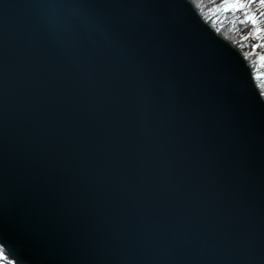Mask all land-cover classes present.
<instances>
[{"label": "water", "instance_id": "obj_1", "mask_svg": "<svg viewBox=\"0 0 264 264\" xmlns=\"http://www.w3.org/2000/svg\"><path fill=\"white\" fill-rule=\"evenodd\" d=\"M0 237L17 264H264V95L192 0H0Z\"/></svg>", "mask_w": 264, "mask_h": 264}, {"label": "trees", "instance_id": "obj_2", "mask_svg": "<svg viewBox=\"0 0 264 264\" xmlns=\"http://www.w3.org/2000/svg\"><path fill=\"white\" fill-rule=\"evenodd\" d=\"M197 9L200 10L202 15L206 19H210L212 17V11L216 7V5L222 0H192ZM227 18H234L231 23L225 24L223 29H220L219 32L223 34L230 42H232L248 59H250L251 55L257 56V51L264 50V47H260L259 49L255 48L254 45L264 43L259 41L255 35L249 36L252 32V25L241 23L243 20V13H227ZM239 27V28H238ZM238 28V29H237ZM248 36V39H244V37ZM251 53V54H250ZM251 56V57H253ZM259 62L251 63L252 68H258ZM261 65V62L259 63ZM264 66V65H261ZM261 91L264 92V86L260 87ZM5 250V249H4ZM6 252V250H5ZM8 255V254H7ZM13 261L12 258L8 256V261H0V264H10Z\"/></svg>", "mask_w": 264, "mask_h": 264}, {"label": "snow or ice", "instance_id": "obj_3", "mask_svg": "<svg viewBox=\"0 0 264 264\" xmlns=\"http://www.w3.org/2000/svg\"><path fill=\"white\" fill-rule=\"evenodd\" d=\"M259 5V9L254 10L255 5ZM217 12L224 13H243V20L241 23L251 24L252 32L249 34L255 35V37L264 42V0H222V3L215 9ZM246 36L244 39H248ZM255 48L259 49L264 47V43L254 45ZM261 65H264V55L260 56ZM4 243L2 237H0V261H8V255L4 250ZM10 264H16L13 260Z\"/></svg>", "mask_w": 264, "mask_h": 264}, {"label": "bare ground", "instance_id": "obj_4", "mask_svg": "<svg viewBox=\"0 0 264 264\" xmlns=\"http://www.w3.org/2000/svg\"><path fill=\"white\" fill-rule=\"evenodd\" d=\"M200 12V11H199ZM202 19L207 22L211 27H213L214 29H216L217 25L221 23V21L223 20V17L225 16L226 13L220 11L218 12V14L213 18V19H206L202 13L200 12ZM217 33L219 35H221L223 38H225L228 42H230L223 34H221L219 32V30H217ZM232 43V42H230ZM233 44V43H232ZM234 45V44H233ZM235 46V45H234ZM252 71L254 72V77H255V81L257 82V85H259L258 83H260L261 81H264V73L262 72H255V70L251 67ZM5 249V247H4ZM9 256V255H8ZM14 260V259H13ZM17 264V263H16Z\"/></svg>", "mask_w": 264, "mask_h": 264}, {"label": "rangeland", "instance_id": "obj_5", "mask_svg": "<svg viewBox=\"0 0 264 264\" xmlns=\"http://www.w3.org/2000/svg\"><path fill=\"white\" fill-rule=\"evenodd\" d=\"M255 9H259V5H258V4L254 6V10H255ZM228 24H229V23H228ZM217 26H220V27L223 26V28H224V26H225V18L221 21L220 25L218 24ZM223 28H222V29H223ZM257 52H259V51H257ZM261 53H262V52H259L258 55H257V57H256V55H254V56L251 55V56H253V57L250 56V59H249L250 62H251V63H257V62L260 63V56H261ZM250 54H251V53H250ZM256 54H257V53H256ZM250 62H249V63H250ZM259 63H258L259 67L257 68L258 70L255 69V72H262V73H263V72H264V66H261ZM260 84H261L260 87H261V86H264V81H261Z\"/></svg>", "mask_w": 264, "mask_h": 264}]
</instances>
